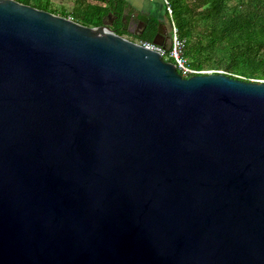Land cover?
Listing matches in <instances>:
<instances>
[{
    "label": "water",
    "instance_id": "water-1",
    "mask_svg": "<svg viewBox=\"0 0 264 264\" xmlns=\"http://www.w3.org/2000/svg\"><path fill=\"white\" fill-rule=\"evenodd\" d=\"M111 26L0 0V264H264V81Z\"/></svg>",
    "mask_w": 264,
    "mask_h": 264
},
{
    "label": "trees",
    "instance_id": "trees-1",
    "mask_svg": "<svg viewBox=\"0 0 264 264\" xmlns=\"http://www.w3.org/2000/svg\"><path fill=\"white\" fill-rule=\"evenodd\" d=\"M15 1L44 11L48 9L44 5L31 4L30 0ZM168 1L173 9L171 21L179 37L185 40L183 55L190 68L199 71L219 69L244 81H264V0ZM108 13H99V18L85 14L70 17L81 25L98 27ZM54 14L68 17L64 13ZM112 15L117 20L112 29L124 37L125 30L119 27L120 13ZM147 21L138 40L151 42L158 22Z\"/></svg>",
    "mask_w": 264,
    "mask_h": 264
},
{
    "label": "crops",
    "instance_id": "crops-1",
    "mask_svg": "<svg viewBox=\"0 0 264 264\" xmlns=\"http://www.w3.org/2000/svg\"><path fill=\"white\" fill-rule=\"evenodd\" d=\"M30 3L44 5L54 13H64L69 17L85 14L90 18L97 16L99 18L101 15L99 13L109 12L102 23L110 21L112 23L111 28L114 27L117 21L112 14L118 12L121 18L119 27L123 28L126 34L124 37L134 42L145 31L147 20L151 19L158 22V27L162 24V46L169 48L171 45L170 20L165 13L161 0H45L44 2L42 0H30Z\"/></svg>",
    "mask_w": 264,
    "mask_h": 264
},
{
    "label": "built area",
    "instance_id": "built-area-1",
    "mask_svg": "<svg viewBox=\"0 0 264 264\" xmlns=\"http://www.w3.org/2000/svg\"><path fill=\"white\" fill-rule=\"evenodd\" d=\"M162 4L164 5L165 12L167 16L170 19V26H171V45L169 48H164L163 46H157L154 45L151 42L137 40L135 41L138 45L154 51L158 53L162 59L166 62L172 63L175 67L177 72L183 77L188 78L190 76L194 75H203V74H211V73H220V74H226L222 70L216 71V72H207V71H199L194 70L189 67L188 60L186 57H184V48H185V40L181 39L178 34V30L173 23L172 15H173V9L170 5V2L168 0H161ZM68 19L72 20L71 17H67Z\"/></svg>",
    "mask_w": 264,
    "mask_h": 264
},
{
    "label": "rangeland",
    "instance_id": "rangeland-1",
    "mask_svg": "<svg viewBox=\"0 0 264 264\" xmlns=\"http://www.w3.org/2000/svg\"><path fill=\"white\" fill-rule=\"evenodd\" d=\"M45 0H42V2H44ZM46 11V10H45ZM47 12H49V13H53V12H51V10L50 9H47ZM54 14V13H53ZM60 16V15H59ZM203 71H207V72H216V71H220L219 69H207V70H203Z\"/></svg>",
    "mask_w": 264,
    "mask_h": 264
}]
</instances>
